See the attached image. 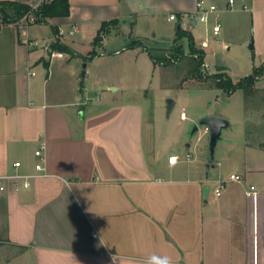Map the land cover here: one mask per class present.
<instances>
[{
    "label": "crops",
    "instance_id": "crops-1",
    "mask_svg": "<svg viewBox=\"0 0 264 264\" xmlns=\"http://www.w3.org/2000/svg\"><path fill=\"white\" fill-rule=\"evenodd\" d=\"M199 1L215 6L209 24L225 15L228 27H251L264 53V0H69L68 15L0 27V175L42 173L29 188L9 184L0 191V254L11 249L1 263L147 264L155 254L171 264H264V196L247 193L250 185L264 191V133L247 132L246 105L235 120L229 108L209 112L231 121L225 130L236 129L223 130L206 169L204 157L181 151L182 158L175 143L159 138L145 101L85 83L102 54L97 46L121 26L132 35L164 19L176 28L186 22L194 35ZM112 20L95 43L103 22ZM58 40L70 50L53 48ZM41 147L45 169L38 172ZM171 155L178 156L173 164ZM234 173L242 181L230 179Z\"/></svg>",
    "mask_w": 264,
    "mask_h": 264
},
{
    "label": "rangeland",
    "instance_id": "rangeland-1",
    "mask_svg": "<svg viewBox=\"0 0 264 264\" xmlns=\"http://www.w3.org/2000/svg\"><path fill=\"white\" fill-rule=\"evenodd\" d=\"M216 17L215 13L214 18ZM224 18L225 15L218 18L222 23V29L217 36L212 32L213 23L209 24V21L207 27L211 30H208L205 28L206 24L198 18L193 35L194 42L205 51L206 72L214 74L220 70L226 71L234 81H237L250 74L255 64L264 62V53H259L251 27L248 30L236 26L228 27ZM185 24L186 22L183 23V27ZM176 27V21L160 19L152 26L141 24L132 35H129L130 28L121 26L116 34L107 37L105 47L97 46L98 54H102L90 66L91 70L85 83L88 88L96 91L104 89V93L116 95L123 100L145 101L143 106L149 113V118L152 116L158 120L155 122L159 138L175 143V147H178L174 151L182 158V153H189L190 158L201 161L204 157L208 163V130L205 131L203 125H199L196 131L193 129L199 119L210 114L209 112H220L221 108H229L231 118L235 120L241 118V105H246L247 132L257 130L264 133V68L260 70L263 75L258 78L251 90L238 89L226 92L216 87L212 78L202 81L191 76L193 60L186 37L178 41L185 56L166 65L154 63L143 45L132 47L126 39L139 37L154 55L162 57L174 44ZM252 42L254 48H250ZM117 48L119 52H115ZM260 66L264 67V64L257 67ZM109 84H114L115 87L119 85L120 88L113 91ZM167 98L175 100V105L168 116ZM182 110L187 113V119H181ZM235 129L236 125L224 133ZM184 165L180 162L178 167ZM0 244H3L2 239ZM7 249H9L7 254L3 253L5 256L0 254V264H28L27 258L14 259L12 263L7 261L1 263L2 258L11 252L10 248Z\"/></svg>",
    "mask_w": 264,
    "mask_h": 264
},
{
    "label": "trees",
    "instance_id": "trees-1",
    "mask_svg": "<svg viewBox=\"0 0 264 264\" xmlns=\"http://www.w3.org/2000/svg\"><path fill=\"white\" fill-rule=\"evenodd\" d=\"M70 3L69 0H44L38 9H34L32 5L22 3L15 0H0V12L4 15L6 19L16 20L22 17L24 14L28 12H32L35 16L36 23L47 22L48 18L53 16H65L69 14ZM117 21H107L103 22L101 29L99 30L97 36L95 37V43H99L103 38L104 32L107 31V27L109 25L115 24ZM186 37L191 51L192 56V68L190 69V74L192 77L197 78L199 80H207L212 78L215 81L216 87L223 89L226 92H233L238 89H243L245 91L251 90L258 78L262 76L261 69L263 66L254 67L253 71L239 79L238 81H234L233 78L226 71H218L214 74H210L204 69V59H205V51L202 48H199L195 45L194 37L191 32L185 30L183 27L177 28L176 36L174 39V44L172 45L169 52L165 53L162 57H158L154 55L149 49L147 44H143V41L140 39H133L131 41V46H140L143 45V48L149 52L152 60L156 64H170L180 60L183 56H185V52L183 47L178 41ZM53 48L69 51V47L62 44L59 40L53 44ZM96 52L93 51L91 57L95 56Z\"/></svg>",
    "mask_w": 264,
    "mask_h": 264
},
{
    "label": "built area",
    "instance_id": "built-area-1",
    "mask_svg": "<svg viewBox=\"0 0 264 264\" xmlns=\"http://www.w3.org/2000/svg\"><path fill=\"white\" fill-rule=\"evenodd\" d=\"M44 0H40L39 3H37L36 5H32L34 9H38V7L41 5V3ZM230 2L232 3L233 0H230ZM197 11L199 12V20L201 22H203L204 24L208 25L209 21H210V17L212 16V14L215 12V6L214 5H210L209 7H205L203 4V1H199L197 2ZM194 15L191 16V18H193ZM171 19H176L177 16L175 14H171L170 15ZM36 19V16L30 11L26 14H24L22 17H20L19 19L16 20H9L6 19L4 17V15L0 12V27L3 26H9V25H14V26H27L31 23H34ZM221 29V23L220 22H215L212 25V31L214 34H218L219 31ZM75 31H77V27L74 26L72 27V29H70L68 32L70 34L74 33ZM66 30L63 28H59L58 30V34L63 36L66 34ZM59 55L62 56L63 53L61 52H56V51H52V55ZM181 117H187V113L185 112V110H183L181 112ZM35 154L37 157H39L38 161L35 164V169L40 172L42 170L45 169L44 167V155L42 152V147L37 149L35 151ZM187 157H190V154L187 155ZM178 160V156L177 155H171L169 156V162L170 163H175ZM14 167H19L21 165L20 161H16L14 162ZM42 175V173H21L19 171H16L14 173H10V174H2L0 175V191H5L7 188H9V184L11 185L12 189L14 190H20L23 188H29L31 186V180L33 177ZM230 179L235 180V181H242V177L239 174H231L230 175ZM224 185H225V180H221L219 181V186L215 189V193L219 196L222 194V191L224 189ZM248 194H258V193H262V195L264 196V191L259 190L255 185H250L249 189L247 190Z\"/></svg>",
    "mask_w": 264,
    "mask_h": 264
},
{
    "label": "water",
    "instance_id": "water-1",
    "mask_svg": "<svg viewBox=\"0 0 264 264\" xmlns=\"http://www.w3.org/2000/svg\"><path fill=\"white\" fill-rule=\"evenodd\" d=\"M178 28H181V25H178ZM250 48H254L253 42L250 44ZM86 64H84V67ZM175 105V101L172 98L166 99V108L168 114L171 113L173 106ZM199 125H203L207 128L209 133V141H208V163L207 168L209 169L210 164H212L215 160L216 148L218 141L222 139L223 130L229 128L231 126V121L223 116L207 114L199 119L198 124L194 126L193 131L198 130ZM208 188H205V194H207Z\"/></svg>",
    "mask_w": 264,
    "mask_h": 264
},
{
    "label": "clouds",
    "instance_id": "clouds-1",
    "mask_svg": "<svg viewBox=\"0 0 264 264\" xmlns=\"http://www.w3.org/2000/svg\"><path fill=\"white\" fill-rule=\"evenodd\" d=\"M147 264H171L168 256H157L155 254L148 258Z\"/></svg>",
    "mask_w": 264,
    "mask_h": 264
}]
</instances>
